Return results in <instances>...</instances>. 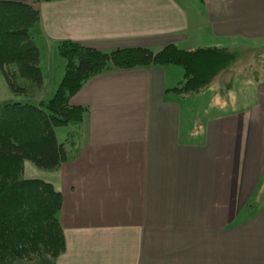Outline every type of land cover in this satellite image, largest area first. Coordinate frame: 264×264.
Listing matches in <instances>:
<instances>
[{
    "label": "crops",
    "instance_id": "obj_1",
    "mask_svg": "<svg viewBox=\"0 0 264 264\" xmlns=\"http://www.w3.org/2000/svg\"><path fill=\"white\" fill-rule=\"evenodd\" d=\"M36 6L32 36L45 81L37 101L54 92L62 76L60 40L101 51L170 43L184 50L264 49V0H52ZM53 66L59 79L51 84ZM178 68L108 69L70 98L87 112L74 142L68 141L70 126L62 140V127L55 128L68 159L53 170L26 162L23 173L60 192L65 250L31 264H264V75L236 83L242 93L252 84L240 105L233 82L221 92L222 103L212 96L211 113L185 136L180 101L194 96L171 91L182 80ZM235 196L243 199L237 213ZM241 211L236 233L232 223Z\"/></svg>",
    "mask_w": 264,
    "mask_h": 264
},
{
    "label": "trees",
    "instance_id": "obj_2",
    "mask_svg": "<svg viewBox=\"0 0 264 264\" xmlns=\"http://www.w3.org/2000/svg\"><path fill=\"white\" fill-rule=\"evenodd\" d=\"M39 1L52 0H0V70L10 91L23 97L0 103V264L31 263L43 254L57 257L65 250L57 218L60 192L50 182L25 178L23 168L24 161H30L39 169L53 170L68 159L55 128L70 126V142L79 137L87 108L69 100L89 78L108 69L176 65L182 69V80L171 91L189 97L229 72L243 50L242 46L184 50L170 43L156 50L101 51L60 40L56 52L64 63L62 76L50 98L33 104L29 100L37 98L45 86L31 32L39 21ZM230 78L224 81L225 89L231 86ZM254 202H249L247 210Z\"/></svg>",
    "mask_w": 264,
    "mask_h": 264
},
{
    "label": "rangeland",
    "instance_id": "obj_3",
    "mask_svg": "<svg viewBox=\"0 0 264 264\" xmlns=\"http://www.w3.org/2000/svg\"><path fill=\"white\" fill-rule=\"evenodd\" d=\"M35 27L31 28V32L34 33ZM250 46H254L255 44L258 43H247ZM243 50L240 51V58L234 62V64L230 67L229 72L223 74L221 77L215 78L209 85L208 88H206L204 91L206 94H198V95H193L194 97L192 98H184V99H189L187 101H180V105L182 107V132L184 133L185 136L189 135L190 129L194 127H200L202 125V121L204 120L205 116L207 114H210L209 110H211V105H210V99L212 96L215 97L216 101H219L221 99L222 103V97H224V94H221V90H226V84L224 81L228 77H231L230 81L231 83L233 82V88H232V97L234 96V101L235 104L240 105L242 102H245V99L248 97L245 96L246 92H248L250 85L249 82L244 84L243 86H246V90L242 93L241 88L239 89V84H236L240 79H252L253 77H261L264 75V49H260L257 47L255 48H248L242 46ZM55 66L52 67V74H51V84H54L59 78H56V73L58 72V68H54ZM177 68L179 66H176ZM180 68V67H179ZM178 68V69H179ZM181 69V68H180ZM54 88V87H53ZM53 89L44 97L45 99L50 98L53 94ZM220 96V97H219ZM219 97V100H218ZM37 98L29 100L30 103L36 104ZM16 100H23L22 96H16L14 95L10 89L8 88L6 81L2 75V72L0 70V103L4 101H16ZM224 102L226 103V97L223 98ZM209 112V113H207ZM184 115V116H183ZM63 129V132L61 133V139L66 134L67 131V126H61ZM60 135V132H58V136ZM28 162L32 167H35L32 162L30 161H24L25 163ZM26 174H27V169L29 170L28 166L26 165ZM36 169V168H34ZM23 173H24V168H23ZM24 176V174H23ZM26 178V177H25ZM235 204L233 205L234 209L232 210L233 212H238L237 206L241 204L243 199H240V196L237 200V196L234 198ZM242 216V211L240 212V215L238 217H235L232 225L234 227H237L239 223L241 222ZM239 227L236 228V233L239 232ZM26 261V260H25ZM24 261V263H25ZM33 261V260H32ZM25 264H31L29 262H26Z\"/></svg>",
    "mask_w": 264,
    "mask_h": 264
}]
</instances>
